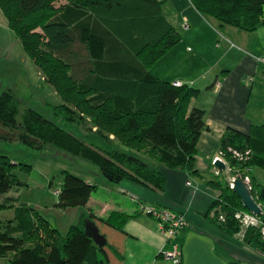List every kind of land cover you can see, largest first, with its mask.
<instances>
[{"label":"trees","instance_id":"trees-1","mask_svg":"<svg viewBox=\"0 0 264 264\" xmlns=\"http://www.w3.org/2000/svg\"><path fill=\"white\" fill-rule=\"evenodd\" d=\"M165 0H0L8 28L22 45L23 51L42 73L61 103L52 106L53 119L70 120L75 113L91 119L96 128L112 134L122 145L131 148L151 147L152 155L168 169H179L192 177L197 142L205 129L204 112L189 107L199 90L187 84L174 86L148 74L147 70L178 41L179 35L161 15ZM196 10L244 32L264 27V0H190ZM165 25V28H160ZM94 65L96 72L90 71ZM87 67L89 68L87 70ZM94 74V75H92ZM117 74V75H116ZM119 78L117 95L110 92V81ZM108 81V82H107ZM214 82L207 87H212ZM11 90L0 94V125L18 129L21 144L40 151L47 145L78 155L96 166L108 181L130 180L145 188L164 193L165 177L141 160L118 149L96 151L83 144L74 134L64 130L33 109H25L20 121L15 117L19 107ZM231 150L246 158L239 161ZM245 151H250L249 155ZM233 169L258 168L264 172V127L253 126L248 134L227 129L218 152ZM24 164L13 163L0 155V201L13 188L14 172H27ZM232 173H210L208 184L218 190L208 214L219 230L228 236L240 231L234 215L247 211L225 181ZM252 178V171H251ZM57 207H84L94 189L84 180L62 173ZM238 176V175H236ZM252 183L251 196L262 204L259 215L264 224V187ZM6 208L0 202V211ZM223 221H218V216ZM126 215L111 213L106 220L82 214L71 225L64 238L57 229L47 248L39 231L30 230L32 217L24 215L16 221L26 234H38L27 245L25 235H17L10 225L0 221V258L10 255L8 264H105L108 253L118 261L121 252L108 241L102 248L84 234V221L90 220L121 232ZM18 229V228H17ZM24 234V233H22ZM46 235L45 238H49ZM242 241L251 249L264 253V236L260 228L248 227Z\"/></svg>","mask_w":264,"mask_h":264},{"label":"crops","instance_id":"crops-1","mask_svg":"<svg viewBox=\"0 0 264 264\" xmlns=\"http://www.w3.org/2000/svg\"><path fill=\"white\" fill-rule=\"evenodd\" d=\"M160 8L165 23L179 35V41L147 72L161 81L171 84L178 81L199 90L189 104L190 108L204 112L205 129L197 142L193 164L197 173L190 178L179 169H168L152 155L151 147L128 148L114 135L98 130L90 118L82 117L68 131L83 144L100 152L118 149L141 160L165 177L166 188L160 193L130 180L113 183L100 173L97 177L83 179L94 185L84 207L61 211L78 209L79 216L92 214L98 220H106L111 213L128 217L122 223L121 232L92 221L106 243L117 247L123 256V260L118 261L108 253L109 261L105 264H169L159 256L165 239L157 222L142 212V207L148 206L168 209L185 217L186 227L177 237L181 264H264V253L249 248L237 237L224 234L215 225L211 213L208 214L211 202L219 195L208 180L210 173L213 174L211 159L218 152L222 135L227 129L248 134L253 126L264 127V27L244 32L221 24L200 14L190 0H165ZM21 50L23 52L21 43L8 28L0 9V59L27 60L26 73L31 71L33 77L38 78L40 71L29 58L21 60ZM90 71L96 72L94 65ZM215 79V84L208 89ZM108 83L110 93L117 95L119 78L116 76ZM43 88L48 96H57L54 100L61 102L47 83ZM252 180L264 187L263 170L252 169ZM47 212L57 210L48 207Z\"/></svg>","mask_w":264,"mask_h":264},{"label":"rangeland","instance_id":"rangeland-1","mask_svg":"<svg viewBox=\"0 0 264 264\" xmlns=\"http://www.w3.org/2000/svg\"><path fill=\"white\" fill-rule=\"evenodd\" d=\"M59 1L60 3H57V5L65 2V0ZM188 46L191 47V45ZM13 52L14 50L11 51V54ZM22 53L23 58L21 60L26 59L27 55L24 51ZM26 61H14V59L10 60V57L0 59V94L4 90H11L10 92L14 94L19 107L18 114L15 117L16 121H20L23 110L30 108L64 130H71L70 128L74 122L78 123L82 117L86 116H79L75 113L70 120L53 119L52 106L61 102L57 103L58 101L54 100V98L57 99V96L49 95V97L47 95V90L43 88L46 82L41 72L38 78L36 75L33 77L31 71L26 73V63H28ZM35 78L37 79L34 80ZM87 124L89 129L92 128L90 122ZM21 136L18 129L0 125V155L7 156L13 163L27 166L25 168L27 172H18V170L14 172L16 181L19 184H14V188L1 198L0 202L6 209L0 211V221L1 225H10L14 228L16 234L21 236L26 234V230L23 228L22 232L19 225H16V220L24 217V215L32 217L33 225L30 230L39 231L40 238L44 239L41 240V243L47 248L54 240L53 233L49 232L48 234L49 229L56 228L59 236L64 238L69 227L76 224L80 217L78 209L62 212L61 210L65 209L56 206L58 189L63 180L62 173L68 172L83 180L84 178L99 176L100 171L81 156H74L50 145L40 151L28 148L20 143L23 140ZM220 172L225 173L227 171L224 169ZM94 180L97 181L96 178ZM229 180L230 178L225 177V181L228 182ZM48 207L56 209L57 212H47ZM15 210H17V213H14ZM260 211L262 213V210ZM46 235H50L49 238H45ZM25 239L28 240L26 246L32 245L38 239V234H26ZM164 242L163 248L167 246L165 240ZM9 257L10 255L1 257L0 264H8Z\"/></svg>","mask_w":264,"mask_h":264},{"label":"built area","instance_id":"built-area-1","mask_svg":"<svg viewBox=\"0 0 264 264\" xmlns=\"http://www.w3.org/2000/svg\"><path fill=\"white\" fill-rule=\"evenodd\" d=\"M246 80L249 81V79ZM173 85L177 87L180 86L181 83L177 81L174 82ZM231 152L233 154V157L239 161H242L244 160V158H246L242 155V153H239L236 150H231ZM245 154L249 155L250 151H245ZM217 161L223 163L225 167L224 169H226L227 172L234 173L233 176L231 175L228 177L230 178V180L228 181L230 189H232L233 182L235 180H240L251 195V192L254 191V185L252 183V178L250 175L252 169L246 168L244 171L233 169L226 162L222 154L216 153V155H214L211 159L213 174L216 176L220 172L215 166V163ZM186 185L189 186L190 182H187ZM252 199L259 207V209L262 210L261 203L257 201V196H255V198L252 197ZM142 212L150 216L153 220L157 222L159 232L166 241L167 247L160 249L159 256L162 257L164 260L168 261L169 264H181V247L177 240V237L180 232L186 227L187 222L184 216L182 214L172 212L168 209L155 208L152 206L143 207ZM234 219L238 221L240 225V231L236 233L234 237H237L238 239L242 240L244 232L248 227L260 228L261 235L264 236V224L261 222L259 215H255L250 212L239 211L235 213ZM218 221H223L222 215L218 216Z\"/></svg>","mask_w":264,"mask_h":264},{"label":"water","instance_id":"water-1","mask_svg":"<svg viewBox=\"0 0 264 264\" xmlns=\"http://www.w3.org/2000/svg\"><path fill=\"white\" fill-rule=\"evenodd\" d=\"M215 166L219 171H222L225 168L223 163L220 161H217L215 163ZM232 190L237 195L242 206L247 211L255 215H259L261 213L260 209L252 199L250 193L240 180H235L233 182ZM84 234L88 238H90L98 248H102L106 245V239L104 238V236L99 233L98 228L96 227L94 222L88 219L84 221Z\"/></svg>","mask_w":264,"mask_h":264}]
</instances>
